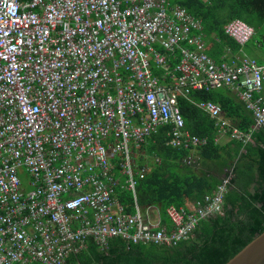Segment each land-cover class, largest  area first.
Instances as JSON below:
<instances>
[{
  "label": "built area",
  "instance_id": "obj_1",
  "mask_svg": "<svg viewBox=\"0 0 264 264\" xmlns=\"http://www.w3.org/2000/svg\"><path fill=\"white\" fill-rule=\"evenodd\" d=\"M225 30L243 49L218 62L202 21L173 0H0V264H72L91 239L102 251L116 237L176 246L224 214L233 167L195 214L168 208L166 225L160 209L139 203L133 155L165 126L174 148L208 143L184 131L179 97L216 123V143L247 145L264 130V62L245 50L257 30L240 19ZM220 88L253 113L249 132L213 100L190 98ZM115 159L133 213L116 196Z\"/></svg>",
  "mask_w": 264,
  "mask_h": 264
},
{
  "label": "trees",
  "instance_id": "obj_2",
  "mask_svg": "<svg viewBox=\"0 0 264 264\" xmlns=\"http://www.w3.org/2000/svg\"><path fill=\"white\" fill-rule=\"evenodd\" d=\"M173 4L185 7L202 21L206 52L216 61L226 53L235 57L240 52V44L225 30L236 19L257 30L247 49H264V0H173ZM178 62L176 52L175 58L169 60L170 67L175 68ZM162 73L154 68V74ZM190 98L198 102L213 100L222 107L224 116L246 132L255 123L253 113L229 88L194 90ZM179 108L185 121L184 131L208 143L191 149L174 148L168 144L172 126L161 127L152 134L138 149L146 154L136 166L139 203L142 207H158L162 221L169 225L168 208L186 207L195 214L199 204L215 194L226 171L233 167V178L224 196V214L202 219L194 235L176 246L135 244L116 237L110 240L108 250L102 251L91 239L87 249L70 257L72 264H225L264 232V130L254 133L253 143L244 145L234 140L220 145L216 143L219 128L210 116L184 97H179ZM187 159L194 163L188 165ZM118 162L120 159L114 160V174L121 178V186L116 187L115 193L127 211L133 213L135 192L128 190L129 177ZM189 203H193L191 207L187 206Z\"/></svg>",
  "mask_w": 264,
  "mask_h": 264
},
{
  "label": "water",
  "instance_id": "obj_3",
  "mask_svg": "<svg viewBox=\"0 0 264 264\" xmlns=\"http://www.w3.org/2000/svg\"><path fill=\"white\" fill-rule=\"evenodd\" d=\"M225 264H264V232L244 246Z\"/></svg>",
  "mask_w": 264,
  "mask_h": 264
},
{
  "label": "crops",
  "instance_id": "obj_4",
  "mask_svg": "<svg viewBox=\"0 0 264 264\" xmlns=\"http://www.w3.org/2000/svg\"><path fill=\"white\" fill-rule=\"evenodd\" d=\"M248 46V45H247ZM247 46L245 47V50L247 51V53L249 54V50L247 49ZM240 47H241V45H240ZM254 48L255 49H260V46H257V47H255L254 46ZM241 49H243L242 47L240 48V52L238 53V54H236V55H240L242 52H241ZM231 51L229 50V53H230ZM235 55V56H236ZM233 58V55L232 54H227L226 53V55H223V57H222V60H219L218 62H221V61H231V59ZM257 59V58H256ZM260 59H262V60H259L260 62H264V54H263V56H262V58H260ZM204 113V112H203ZM220 142H219V144L220 145H226V144H228L229 143V139L227 138V137H224V136H221L220 137V140H219ZM223 154H227L226 152H223ZM196 158H198V156H196L195 157V160H196ZM206 167V166H205ZM121 179V178H120ZM192 204L193 203H189L187 206H189V207H191L192 206ZM153 208V211H154V215L155 216H157V212H156V209H158V207H152Z\"/></svg>",
  "mask_w": 264,
  "mask_h": 264
},
{
  "label": "rangeland",
  "instance_id": "obj_5",
  "mask_svg": "<svg viewBox=\"0 0 264 264\" xmlns=\"http://www.w3.org/2000/svg\"><path fill=\"white\" fill-rule=\"evenodd\" d=\"M264 54V49H255L254 47H252L251 52L249 51V56L253 57V58H257L258 60H262L260 58H262ZM141 149V148H140ZM144 155L146 156L145 152L143 150H136L135 154H134V162L135 165L137 166V160H139L141 158V156ZM24 186L26 187L25 181L23 180ZM26 191H32V187H28L26 188Z\"/></svg>",
  "mask_w": 264,
  "mask_h": 264
}]
</instances>
